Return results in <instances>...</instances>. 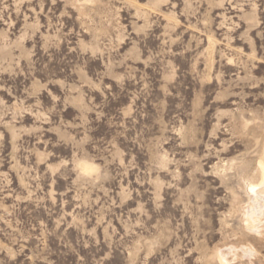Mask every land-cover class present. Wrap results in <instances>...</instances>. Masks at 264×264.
Masks as SVG:
<instances>
[{"label":"rangeland","instance_id":"1","mask_svg":"<svg viewBox=\"0 0 264 264\" xmlns=\"http://www.w3.org/2000/svg\"><path fill=\"white\" fill-rule=\"evenodd\" d=\"M263 148L264 0H0V264H264Z\"/></svg>","mask_w":264,"mask_h":264},{"label":"bare ground","instance_id":"2","mask_svg":"<svg viewBox=\"0 0 264 264\" xmlns=\"http://www.w3.org/2000/svg\"><path fill=\"white\" fill-rule=\"evenodd\" d=\"M262 156L264 158V148H263ZM85 168L89 169L90 166L84 165V169ZM252 176H254V175H252ZM256 176H257L256 179H252V180L249 179L251 181L247 185L248 189H249V191L254 192L256 186H259L260 188H258V189H260V192L264 193V159H262L260 162V167H259V170H258V173L256 174ZM256 194L254 197L258 198V195H256ZM253 203H255V200L254 201L250 200V207L249 208H251V210L248 209V211L245 212V218H244V221H246V224H245L246 228H248L250 230L253 227L256 228V226L258 224H261L263 222L262 217L264 216V211L259 210L258 208H254ZM221 255L223 256V254H221ZM221 255H220V253L217 255L220 264H228L227 261L221 257Z\"/></svg>","mask_w":264,"mask_h":264}]
</instances>
